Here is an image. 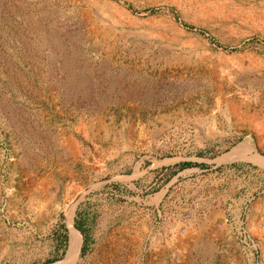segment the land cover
<instances>
[{
    "label": "rangeland",
    "instance_id": "rangeland-1",
    "mask_svg": "<svg viewBox=\"0 0 264 264\" xmlns=\"http://www.w3.org/2000/svg\"><path fill=\"white\" fill-rule=\"evenodd\" d=\"M0 264H264V0H0Z\"/></svg>",
    "mask_w": 264,
    "mask_h": 264
},
{
    "label": "bare ground",
    "instance_id": "bare-ground-1",
    "mask_svg": "<svg viewBox=\"0 0 264 264\" xmlns=\"http://www.w3.org/2000/svg\"><path fill=\"white\" fill-rule=\"evenodd\" d=\"M71 243L72 244L70 246V250H68L69 252H68V257L66 259L67 261H65L64 263H68V262L72 261L76 256V245L73 241Z\"/></svg>",
    "mask_w": 264,
    "mask_h": 264
}]
</instances>
